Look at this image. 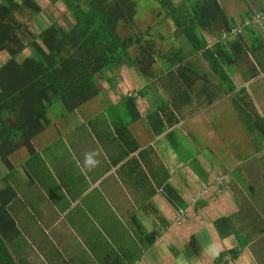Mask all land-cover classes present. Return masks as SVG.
<instances>
[{
    "label": "crops",
    "instance_id": "obj_1",
    "mask_svg": "<svg viewBox=\"0 0 264 264\" xmlns=\"http://www.w3.org/2000/svg\"><path fill=\"white\" fill-rule=\"evenodd\" d=\"M217 1L226 19L198 32L207 42V53L187 52V63L196 82L216 85L213 89L224 94H201L196 104L181 85L171 91L172 86L146 76L153 85L145 94L147 86L128 67L120 72L128 69L135 85L126 80L100 88L112 104L124 101L125 108L117 115L116 134L103 132L102 139L108 140L96 138L98 128L88 133L99 140L96 168L86 170L76 158L77 167L66 162L62 196L55 194L57 201H66L61 207L66 210V264H264V99L259 104L247 98L264 82V22H254L256 13L231 10L233 4L226 11ZM259 11L264 14V8ZM173 29L181 41L178 47L187 46L182 31ZM236 29L241 32L234 33ZM170 107L174 111L168 112ZM210 109L219 117L211 123L219 127L198 126L200 131L195 127L196 135H189L185 124L203 123L207 117L201 115ZM156 111L160 117L149 120V135L144 121ZM174 129L184 134L185 147L173 144ZM200 134H205V150L196 144ZM114 137L120 146L113 144ZM163 138L168 140L161 142ZM89 151L87 146L84 152ZM5 170L0 160V188L10 179ZM165 189L174 192L175 204ZM16 237L7 240L0 232V249L17 254L10 246ZM213 246L220 249L218 256L212 254ZM37 255L20 260L38 264Z\"/></svg>",
    "mask_w": 264,
    "mask_h": 264
},
{
    "label": "trees",
    "instance_id": "obj_2",
    "mask_svg": "<svg viewBox=\"0 0 264 264\" xmlns=\"http://www.w3.org/2000/svg\"><path fill=\"white\" fill-rule=\"evenodd\" d=\"M50 1L62 2L71 22H53L35 34L19 15L26 10L40 15L37 0H0V53L8 56L0 66V160L10 170L14 168L10 156L16 151L37 152L34 139L57 120L51 111L55 103L63 104L69 114L75 112L101 92L99 77L113 81L122 67L142 68L141 75L172 86L171 91L181 85L190 95L196 79L187 52L205 56L207 42L198 32L226 19L217 0H153L159 6L153 10L154 17L163 21L143 31L136 23L138 0ZM170 20L168 27L182 31L189 42L182 49L175 30L168 36L162 30L163 22ZM123 27L130 31L123 34ZM157 40L179 47L159 52ZM1 188L0 232L10 240L19 235L8 211L16 191L9 181ZM169 194L175 204L174 192ZM2 249L0 264H10L4 257L12 262L11 255Z\"/></svg>",
    "mask_w": 264,
    "mask_h": 264
},
{
    "label": "rangeland",
    "instance_id": "obj_3",
    "mask_svg": "<svg viewBox=\"0 0 264 264\" xmlns=\"http://www.w3.org/2000/svg\"><path fill=\"white\" fill-rule=\"evenodd\" d=\"M37 1L42 7V13L40 15H33L27 10L24 12L22 11L19 15L20 21L25 22L35 34H40L53 22L61 24H69L71 22V18H69L70 15H66V7L62 2L56 4L50 0ZM174 1L177 2L178 0ZM221 4L225 7L226 11L230 9L231 4H233L231 10L233 9L236 12L247 10L249 14L252 15L254 13H256L254 15L262 13L263 11L260 12L259 10L264 8V0H221ZM157 7L159 6L153 0H138V19L136 20V23L140 27V30L144 31L147 27L153 25L154 22L163 21H158L154 17L153 10ZM263 22L264 20H262L260 24ZM163 23L165 24L163 27L166 28L162 29L164 34L167 36L172 34L174 29L168 27V24H171L172 20L168 21V23H165V21ZM157 26L158 25H156V28ZM122 31L124 32L123 34H127L130 30L123 27ZM159 31L161 32V30ZM155 46L159 52L167 53L171 48L177 47L178 45L176 43L161 42V40H157ZM25 53L29 52L26 51ZM6 58H8V56L0 53V65L6 61ZM147 60L146 62H148ZM146 65L148 64L145 63L144 66ZM155 68L160 67L156 64ZM128 71V69L122 70L121 72L119 71V74L116 75V78L114 79L115 81L113 80L114 82L99 77V88L106 89L108 85H122L126 80H128L129 85H135L134 82L130 81V77L127 74ZM142 71L141 68L138 70L131 69L130 72L132 75H139L141 85L147 86L144 89V93L146 94V92L152 89V87L148 85L153 84H151V81H148L145 76L143 77V75H140L142 74ZM109 75L112 77L111 73H109ZM199 75H201V73ZM119 76L121 79H118ZM262 81L263 80H261L260 83L258 82L259 85H256L257 90L254 92L255 96L247 95L248 99L251 98L253 101L257 100L259 104L262 99H264V82ZM195 85L196 90L194 91L190 89V95L194 96L196 104L201 98V94L213 95V92H216V94L223 93L221 89H213L216 85L211 83L208 85H202L200 82H196ZM225 88L226 90H229L228 85H225ZM110 101L111 100H108L107 91H101L88 101L84 102L82 106L71 114L66 111L63 104L55 103L51 111L52 116H55V119L57 120L54 122V125H51L34 139L37 152L30 154L25 148H21L10 156V161L14 165V168H12V170H5V173L7 174L9 172L7 174L10 178L8 181L9 184L15 188L16 198L12 201L11 205H9L8 211L19 229V235L16 237L14 244L10 245L14 252L18 253L14 254L6 248L3 249V253L5 252L11 255V264H24L21 262L20 258H33L32 255L36 254V252L38 253V264H66V210H64L65 212L61 211V207L66 204V201H57L55 194L62 189L61 184L66 183V162L73 167H77L74 165L77 160L80 165H82L86 154L84 149H86L87 146L90 150L96 149V145L99 142L98 139L103 138V132L108 135L112 132L116 134L115 127L116 125L118 126L119 122L117 115L120 114L125 106L123 105L124 101H121L123 102L121 103L122 105L120 104L121 106L112 104ZM165 104L169 106L167 102H165ZM199 106L200 108H204L205 105L200 104ZM261 108L264 110L263 107ZM167 111L172 112L174 111V108L170 107ZM211 111V109L208 111V115L207 113L201 115V117L206 116L207 118L210 116L209 122H207V118L203 123H199L198 125L195 122H190L185 124L184 130L189 135L193 136L196 135L195 127H197V133L204 127H208L207 129L215 131L220 124L217 125V122L211 123V120L214 117V120L218 121L219 117L216 115L212 116L210 114ZM153 115L154 116L150 119L144 121L145 128L149 126V135L152 133L149 120H154L155 118L159 119L160 117L158 116L157 111L153 112ZM63 116L64 118H62ZM140 123H137L136 125ZM228 124L230 127L233 125L232 123ZM198 126H200V129ZM97 128L100 129L96 136L98 139H90L88 133L90 131H95ZM164 129L165 127H162L161 132ZM173 131L172 138L175 147H185L187 139L184 137V134L177 129H174ZM108 139L109 138L107 137L102 140L106 141ZM167 140L168 138H163L161 142ZM197 141L198 143L196 144L199 148L205 150L207 145L205 134L203 136H201V134L197 136ZM235 141L237 142V139H235ZM137 142H139V139ZM100 143L103 142L100 140ZM113 144L120 146V142L117 141L115 137L113 139ZM184 158H186V155H184ZM48 166H50L52 171L48 170ZM73 176L79 178L77 175ZM29 177H31V181H28ZM4 181L7 184L6 180ZM4 181L1 180V182ZM165 191L167 193L168 189H165ZM244 191L248 193L249 190L244 189ZM169 193L170 192L167 193L168 196L170 195ZM59 195L62 196L60 192ZM60 199H62V197H60ZM168 199L172 202L169 197ZM63 231L64 233H62ZM53 239H55V243L53 242ZM4 244L5 243H3V245ZM39 246H45L49 249L46 252H42L40 251ZM19 255H21V257ZM26 259L24 260L26 261ZM43 259L45 262H43Z\"/></svg>",
    "mask_w": 264,
    "mask_h": 264
},
{
    "label": "clouds",
    "instance_id": "obj_4",
    "mask_svg": "<svg viewBox=\"0 0 264 264\" xmlns=\"http://www.w3.org/2000/svg\"><path fill=\"white\" fill-rule=\"evenodd\" d=\"M99 155H100L99 150H92V151L87 152L84 156V161H83L84 167L88 169L89 171L96 168L98 164L100 163L98 159ZM210 250L212 251V254L214 256L219 255L220 249L215 248V246H213Z\"/></svg>",
    "mask_w": 264,
    "mask_h": 264
},
{
    "label": "built area",
    "instance_id": "obj_5",
    "mask_svg": "<svg viewBox=\"0 0 264 264\" xmlns=\"http://www.w3.org/2000/svg\"><path fill=\"white\" fill-rule=\"evenodd\" d=\"M254 22L259 23L260 21L264 20V14H258L254 17ZM241 31L239 29H236L234 33H240Z\"/></svg>",
    "mask_w": 264,
    "mask_h": 264
}]
</instances>
